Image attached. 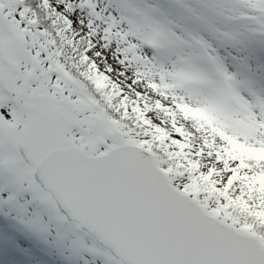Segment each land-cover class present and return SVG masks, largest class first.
Instances as JSON below:
<instances>
[{
    "label": "snow or ice",
    "instance_id": "6c2138e0",
    "mask_svg": "<svg viewBox=\"0 0 264 264\" xmlns=\"http://www.w3.org/2000/svg\"><path fill=\"white\" fill-rule=\"evenodd\" d=\"M264 264V0H0V264Z\"/></svg>",
    "mask_w": 264,
    "mask_h": 264
},
{
    "label": "rangeland",
    "instance_id": "374dc122",
    "mask_svg": "<svg viewBox=\"0 0 264 264\" xmlns=\"http://www.w3.org/2000/svg\"><path fill=\"white\" fill-rule=\"evenodd\" d=\"M49 264H52V262H51V261H49Z\"/></svg>",
    "mask_w": 264,
    "mask_h": 264
}]
</instances>
